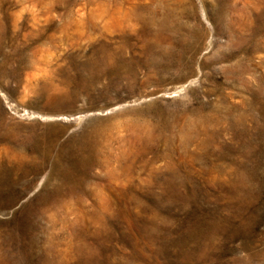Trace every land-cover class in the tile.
<instances>
[{"label": "rangeland", "instance_id": "obj_1", "mask_svg": "<svg viewBox=\"0 0 264 264\" xmlns=\"http://www.w3.org/2000/svg\"><path fill=\"white\" fill-rule=\"evenodd\" d=\"M0 264H264V0H0Z\"/></svg>", "mask_w": 264, "mask_h": 264}]
</instances>
